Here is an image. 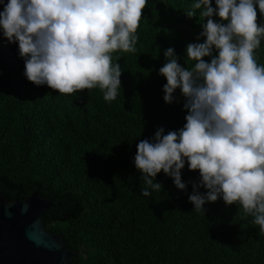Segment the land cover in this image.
I'll use <instances>...</instances> for the list:
<instances>
[{"label": "trees", "instance_id": "16d2710c", "mask_svg": "<svg viewBox=\"0 0 264 264\" xmlns=\"http://www.w3.org/2000/svg\"><path fill=\"white\" fill-rule=\"evenodd\" d=\"M33 192L69 264H264V0H0V198Z\"/></svg>", "mask_w": 264, "mask_h": 264}, {"label": "water", "instance_id": "95a60500", "mask_svg": "<svg viewBox=\"0 0 264 264\" xmlns=\"http://www.w3.org/2000/svg\"><path fill=\"white\" fill-rule=\"evenodd\" d=\"M48 199L33 192L26 199L0 198V264H69L70 251L41 220Z\"/></svg>", "mask_w": 264, "mask_h": 264}]
</instances>
